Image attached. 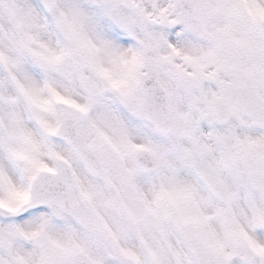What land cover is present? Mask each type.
Instances as JSON below:
<instances>
[{
    "label": "snow or ice",
    "instance_id": "obj_1",
    "mask_svg": "<svg viewBox=\"0 0 264 264\" xmlns=\"http://www.w3.org/2000/svg\"><path fill=\"white\" fill-rule=\"evenodd\" d=\"M0 264H264V0H0Z\"/></svg>",
    "mask_w": 264,
    "mask_h": 264
}]
</instances>
